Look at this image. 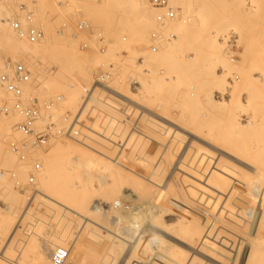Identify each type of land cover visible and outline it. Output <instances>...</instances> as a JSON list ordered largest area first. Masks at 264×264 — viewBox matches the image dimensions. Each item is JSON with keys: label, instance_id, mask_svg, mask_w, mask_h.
<instances>
[{"label": "rangeland", "instance_id": "obj_1", "mask_svg": "<svg viewBox=\"0 0 264 264\" xmlns=\"http://www.w3.org/2000/svg\"><path fill=\"white\" fill-rule=\"evenodd\" d=\"M8 1L0 0V7L3 8L6 5L3 9L18 10L16 12L12 10L13 17L20 15L18 6L26 2L24 5L34 13L35 24L43 29L48 38L50 36L48 33L51 34L52 41L47 38V45H51L47 48L45 45L42 54L33 55L34 57L28 59V66L32 70L33 78L38 81V87L32 92L28 91L27 95L37 99V106L42 117L38 127L52 123L55 130H68V135H56L57 137L52 138L45 148L31 154L32 158L28 155L27 166L12 153L13 149H10V146L6 147L9 142L3 140L1 136L0 142L3 141L1 144L4 150L0 149L2 153L0 156L3 159L0 163L2 173L0 174L3 175L0 177V182L4 180L13 182L18 173L16 169L20 171L22 169L27 173H22V176L19 174L17 181L14 180L15 191L19 192L22 198L26 197L22 199L23 207L17 215L8 213L7 200L0 191V199L3 197L2 201L0 200V254L12 263L27 260L22 257L25 254L29 256L27 264H49L51 255L59 248L70 252L66 264H155V262L156 264H191L190 262L232 264V155H240L239 152H242L239 150L237 153L238 147H232V138L237 139V144L241 141L249 145L250 142L247 131L242 130L241 135L239 134L240 130L233 125L232 116L242 113L240 116L245 119L251 108L248 106L251 102L246 96L255 89L253 94L258 95V90H261L260 93L263 91L264 77L260 74L264 73L263 0H208V2L207 0H185L188 5L182 4V2L185 3L184 0H177V2L170 0V4L177 11V20L174 21L179 19L181 21V16L189 21L183 18L184 21L175 22L178 25L174 27V22L170 21V25L167 24V19L156 18V22H150L151 25H155L153 27L156 30L148 23L147 33L143 30L144 23L141 24L127 13H125L127 16L123 15L124 12L110 6L108 0H63L65 4L61 8L58 5L59 0ZM145 1L142 0L144 6L148 5L145 8L149 11L164 12L153 8L148 0ZM254 1L257 6L260 5V8L252 7ZM209 2L210 7L206 4ZM7 3L15 4L10 7ZM38 3H42L40 7ZM17 4L20 5L17 6ZM211 8L212 10H209ZM189 10L192 12H188ZM116 11L120 13L116 14ZM189 13H192L193 17ZM204 14L205 18H203ZM80 20L85 21L87 26L80 33L79 38L74 40L71 35L76 31V22ZM160 23H165V27ZM64 24L68 25V28L65 29L63 36H59L56 32ZM187 27H189L188 31ZM107 32L109 37L106 36ZM158 32H163L165 37L174 34L176 38L159 45L154 44L151 41V34ZM182 32L184 38H182ZM54 36V39L58 36L68 38L75 44V53L84 63L86 74L88 73L87 79L78 76V68H76L78 72L76 73L73 69L72 71H75L73 73L71 69L60 65L58 58H55L56 53L52 52H56L52 47ZM124 37L127 39L125 42ZM101 41L105 42H102L104 46ZM83 43H88L89 49H82ZM20 45L26 51L31 48L25 46V42ZM187 46L189 49H185ZM7 55L0 47V63L10 58ZM110 64L116 66L113 76L104 83H97V74L100 69L107 68ZM253 69L259 72L254 70L255 72L251 73L253 78H250L252 81L259 79L258 82L255 80L257 83L254 81L252 83L251 80L248 82L243 76L244 73L252 72ZM69 73H71L70 76ZM60 75L64 77L60 79ZM70 79L84 83L87 80L88 84H83V88L75 91L76 87H67L69 83H73ZM234 83L240 92L236 91L237 86L234 90ZM1 90L5 92L2 87ZM71 90L77 93L79 90L82 91L79 92L80 97L75 98L76 101ZM250 90L252 91L248 93ZM75 92L74 94L79 96ZM211 92L212 98H209L208 94ZM232 93L235 98L231 100ZM68 94L73 95L74 103L72 99H66ZM9 98L10 96L6 93L4 96L0 94V103L9 102ZM261 101L259 100L258 103ZM51 102L53 106L48 108L46 105ZM66 102H72L69 104L72 107L67 106ZM234 111L236 115L232 113ZM1 120H4V123L7 120L9 124H14L16 122L12 121L17 120L16 125L19 126L24 118L21 114L13 112L10 115L0 114V122H3ZM75 130L78 134L73 136ZM234 133L242 138L235 137L232 135ZM245 134L248 136L247 139H245L246 136L243 137ZM58 139L64 142L65 147H70L74 156L80 154L78 155L80 158L76 156V164L80 162L78 167L74 165L75 157L68 156V149V152L64 153L67 155L65 158L72 156L69 161L73 159V163L69 161L68 163L73 164L74 170H80L78 174L72 170L71 173L75 172V175L79 177L75 176V179L73 177L71 184L70 178L65 179L70 185L68 187L73 188L80 182L83 185L86 183L83 189L89 186L87 190L85 189L86 191H81L82 189L75 191V187L74 191L67 188L71 191V196H76L70 198L67 195L66 197L69 198L67 201H73L72 204H76L75 201H77L79 208L83 209L82 212L75 210L74 204L72 215L68 210L61 211L57 207L59 199L56 196L57 193L55 194L56 191L51 195V192L46 193V190H43L44 187L38 185V171L33 173L35 183H29L34 169L33 164L39 162L37 154L42 152V154H48L54 141ZM65 139L69 142V146L65 144ZM19 140L23 139L20 138L17 141ZM28 141L29 138L26 137L25 143ZM237 144L235 142V146ZM248 145L244 146L248 148ZM241 148L240 146L239 149ZM5 153L8 155L6 157L12 156L11 163L7 161V158L4 159ZM242 153L245 154L244 149ZM66 159L65 164H68ZM3 162H7L9 168L7 163ZM191 162H195L193 166L190 165ZM2 163L7 167H1ZM29 165L31 169L28 170ZM71 173L65 176H71ZM23 182L28 183V188L32 190V193H28L29 198L24 190L26 183L24 186ZM19 186L22 190L18 188ZM40 186L41 190H39ZM33 190L39 191L33 193ZM173 194L180 202H177V197ZM161 195H166V200L176 203H173L178 207L177 211V207L174 208L173 205L176 209L175 216L161 217L157 212L154 213L155 217L158 216L155 218L157 220L149 224L138 220L132 213L131 215L127 213L129 209L132 210V207H138L142 199L161 203L165 199ZM180 212L185 215L182 216ZM193 214L197 216V219L193 218ZM181 216L185 217V221L181 220L185 226L178 222ZM199 217L200 221H198ZM124 220H127L124 222L126 226L122 225ZM186 220L190 224L186 223ZM63 225L66 226L67 231L64 230ZM182 225L185 228L193 225V229L196 225V230L202 228L199 231L202 237L197 234L200 237L197 238L192 228H186L189 232L185 228L181 229L182 227L179 229ZM188 235L192 236V240H189ZM153 237H161L165 244L176 248L175 252L180 254L186 252L187 257L182 254L180 257L184 258L181 260L176 257V255L179 256L176 253L173 258L170 256L164 258L166 263L163 261L162 263L158 262L152 253L151 260L154 262L150 260L151 263H147L140 259L138 250L144 246H151L149 244ZM177 240L182 241L183 245ZM212 246L217 248V251ZM178 248H182L183 251ZM130 249L135 251V254ZM27 250H30L28 254L25 253ZM200 250H202V256H198ZM205 250L209 253L213 251L210 255L205 253ZM31 251H34L32 253L38 251L39 254L36 252L33 257ZM125 255H131L132 258L129 256L127 259ZM134 257H138L139 260Z\"/></svg>", "mask_w": 264, "mask_h": 264}, {"label": "bare ground", "instance_id": "obj_2", "mask_svg": "<svg viewBox=\"0 0 264 264\" xmlns=\"http://www.w3.org/2000/svg\"><path fill=\"white\" fill-rule=\"evenodd\" d=\"M8 1V0H7ZM15 1V0H14ZM18 1V0H17ZM24 1H26V0H24ZM35 1V0H34ZM41 1V0H40ZM109 1V5L110 6H112V7H114L115 9H117V10H120V12L122 11V13L124 12V14L123 15H126L125 13H127V14H129V15H131L132 17H134L135 19H136V21H138V22H140L141 24L142 23H144V27H143V30L144 31H146V30H149L148 28L146 29V25H148V23H149V26L151 25L150 24V22L151 23H154V22H156V18H160V19H162V18H164V19H166V15L165 14H163V13H161V12H157L156 10H155V12H152V11H154V10H148L147 8H145L146 6H148V5H146V6H144V4H143V2H142V0H108ZM170 1V0H169ZM173 1H175V2H177V0H171V2H173ZM185 1V0H184ZM202 1V0H201ZM204 1H206V0H204ZM213 1V0H212ZM9 2V1H8ZM32 2V1H31ZM36 2H39V0H36ZM43 2V1H42ZM45 2H47L46 0H45ZM144 2H146L145 0H144ZM206 2H208V0L206 1ZM263 2H264V0H263ZM17 3V2H16ZM24 3H26V2H24ZM24 3L23 4H21V5H24ZM50 3V2H49ZM48 3V4H49ZM72 5H73V3L72 2H70ZM148 3V2H147ZM213 3V2H212ZM5 4V3H4ZM7 4H9V3H7ZM15 4V3H14ZM14 4H11V5H14ZM38 4H40V3H38ZM42 4V3H41ZM41 4L38 6V7H40L41 6ZM46 4V3H45ZM65 4V3H64ZM182 4H186V1H185V3H183L182 2ZM206 4H208V6L210 7V2L209 3H206ZM258 4H260V3H258ZM263 5H264V3H262ZM10 5V4H9ZM9 5H7V6H9ZM11 5H10V7H11ZM18 5H20V4H17V6ZM47 5V4H46ZM74 5H76V4H74ZM150 5V4H149ZM186 5H188V3L186 4ZM200 5V4H199ZM212 5V4H211ZM32 6V5H31ZM51 6H53V4L51 5ZM119 6H121V7H119ZM260 5H258L257 6V4H256V2L254 1L253 3H252V7H254V8H258ZM262 6V5H261ZM4 7H6V5L5 6H3V8ZM19 7V6H18ZM17 7V8H18ZM34 7V6H33ZM36 7V6H35ZM46 7V6H45ZM44 7V8H45ZM74 7V6H73ZM213 7V6H212ZM2 8V6L0 7V47L2 48V50L5 52V53H7L8 55H7V57H10L9 59H4V61H2L1 63H0V73L1 72H3V71H5L4 70V68H5V66H6V64L8 63V62H20V61H24L26 64H28V59H30L29 57H34L33 55H38V54H42V49H44L43 47H45V45H47V35H46V37H45V39L46 40H44L41 44H39V45H37V46H34V47H31L30 45H28L27 43H26V41H24V40H22V39H20L11 29H10V27H9V24H8V20L9 19H12V18H14L13 16H12V10H14V9H3ZM16 8V9H17ZM61 8V7H60ZM76 8V7H75ZM150 8V7H149ZM193 8V7H192ZM215 8V7H214ZM260 8V7H259ZM58 9V8H57ZM78 9V8H77ZM111 9H113V8H111ZM36 10V9H35ZM209 10H212V8L211 9H209ZM214 10V9H213ZM16 11H18V10H14L13 12H16ZM160 11H162V10H160ZM192 12V10H189L188 12ZM197 11V10H196ZM215 11V10H214ZM53 12V11H52ZM117 12H118V14L120 13L119 11H116V14H117ZM200 11H198V13H199ZM213 12V11H212ZM264 12V11H263ZM35 13H36V11H35ZM96 13V12H95ZM121 13V14H122ZM228 13V12H227ZM16 14V13H15ZM46 14V13H45ZM190 14V13H189ZM188 14V15H189ZM192 14V13H191ZM190 14V15H191ZM197 16H198V14H197V12L195 13ZM200 14V13H199ZM202 14H203V12H202ZM201 14V15H202ZM54 15V14H53ZM184 15H186V14H184ZM188 15H186V16H188ZM189 15V16H190ZM37 16H38V13H37ZM49 16H50V13H49ZM127 16V15H126ZM192 16V15H191ZM217 16V15H216ZM229 16H231V15H229ZM36 17V16H35ZM52 17V16H51ZM130 17V16H129ZM193 17V16H192ZM199 17H200V15H199ZM224 17V16H223ZM223 17H222V19H223ZM49 18V17H48ZM181 18H182V20L180 21V19H179V21H171V22H174L173 24H174V27H176V25H178V23H175V22H182V21H186V20H188L186 17H183V16H181ZM183 18H185L184 20H183ZM198 18V17H197ZM203 18H205V14H204V16H203ZM202 17H201V19H203ZM209 18V17H208ZM233 18H235V19H238V18H236V17H233ZM130 19H131V21H132V18L130 17ZM193 19H195V18H193ZM49 20V19H48ZM174 20H177V19H174ZM206 20V19H205ZM159 21V20H158ZM189 21V20H188ZM191 22H193V20H190ZM133 22V21H132ZM166 22V21H165ZM170 21H167V24L169 23ZM170 22V23H171ZM140 23L138 24V25H140ZM169 23V24H170ZM194 23V22H193ZM193 23H191V24H193ZM158 24V23H157ZM160 24H162V23H160ZM187 24V23H186ZM171 25V24H170ZM187 25H189V24H187ZM153 26H155V25H151V27L153 28V29H155ZM161 26V25H160ZM190 26H193V25H190ZM189 26V27H190ZM171 27H173V26H171ZM189 27H187V31H188V28ZM52 29L54 28V27H51ZM145 28V29H144ZM152 28H150V29H152ZM157 28V27H156ZM168 28V27H167ZM48 30L50 31V29L48 28ZM156 30V29H155ZM180 30H182V29H180ZM186 30V29H185ZM184 30V31H185ZM55 31V30H54ZM187 31H185V32H187ZM148 31H146V33H147ZM57 33V32H56ZM100 33H103V32H101L100 31ZM106 33V32H105ZM104 34V33H103ZM175 34H178V33H175ZM187 34V33H186ZM50 35V36H49ZM106 35V34H105ZM181 35V34H180ZM188 35V34H187ZM48 36H49V38L51 37V34H49L48 33ZM103 36V35H102ZM106 36H108V32H107V35ZM103 37H105V36H103ZM109 37V36H108ZM107 37V38H108ZM181 37V36H180ZM186 37V36H185ZM48 38V39H49ZM55 38V36L53 37V44H52V47H53V49L54 50H56V52L55 51H52V52H54V53H56V57L55 58H58V62L60 63V65L63 67L64 66V68H68V69H71V71L73 70V69H75V71H76V73L79 71V74H78V76H81L83 79L84 78H88V73L86 74V71H85V66H84V63L78 58L79 56H78V54H76L75 53V49H74V43L71 41V40H69L68 38H59V36H58V38L56 37V39H54ZM124 38H126V37H124ZM123 38V39H124ZM182 38H184V34H183V32H182ZM52 38H50V40H51ZM225 39V38H224ZM227 39V38H226ZM127 40V39H126ZM178 40V39H177ZM188 40V39H187ZM49 41V40H48ZM52 41V40H51ZM71 41V42H70ZM182 41V40H181ZM224 41V40H223ZM24 42L26 43V45L25 46H30L31 48L30 49H28L27 51L24 49V48H22L21 47V45L20 44H24ZM107 42V41H106ZM188 42V41H187ZM225 42V41H224ZM49 43V42H48ZM102 43V42H101ZM103 43H105V42H103ZM102 43V44H103ZM181 43H183V41L181 42ZM188 43H190V42H188ZM223 43V42H222ZM48 45H51V44H48ZM48 45L46 46V48L48 47ZM189 45V44H188ZM103 46H104V44H103ZM49 48H51V47H49ZM221 48H223V47H221ZM185 49H189L188 48V46L185 48ZM222 50V49H221ZM220 50V51H221ZM246 50V49H245ZM49 51V50H48ZM247 51V50H246ZM81 53V52H80ZM24 57V58H23ZM26 57V58H25ZM37 60V59H36ZM35 61V60H34ZM36 62V61H35ZM38 63V62H37ZM61 67V68H62ZM40 68V67H39ZM59 68V67H58ZM63 68V69H64ZM76 68H78L79 70L77 71L76 70ZM60 69V68H59ZM255 69H253L252 70V72H247V73H244L243 74V76H244V79L245 80H247L248 82H250V80H251V82L252 83H254V82H256L255 80H257V78L256 79H253V81H252V79L250 78V77H252L253 78V76H252V74L251 73H253V72H255V71H257V70H255ZM258 70H260V69H258ZM66 71H68V70H66ZM75 71H72L73 73L75 72ZM42 72V71H41ZM257 72H259V71H257ZM260 72H263L262 70H260ZM36 73H38V72H36ZM63 74H65V75H67L66 74V72L64 73L63 72ZM70 74L71 73H69V76H70ZM260 74H262L263 75V77H264V73H260ZM259 75V74H258ZM261 75V76H262ZM260 76V75H259ZM260 76V77H261ZM60 77V79H62V77H64L63 75H60L59 76ZM41 78V77H40ZM71 78H73V77H71ZM85 79V80H86ZM44 80V79H43ZM259 80V79H258ZM258 80H257V82H258ZM51 81V80H50ZM70 81L72 82L73 81V83H69L68 84V86L67 87H69V88H75V91H77V89H81V87L83 88V84H85V83H87L88 84V81L86 82L85 81V83L83 82V81H80V80H78V81H75V80H72V79H70ZM241 81V80H240ZM260 81V80H259ZM233 82H234V79H233ZM256 82V83H257ZM50 83H53V82H50ZM241 83V82H240ZM239 84V83H238ZM240 85V84H239ZM65 86V85H64ZM87 86V85H86ZM233 86V85H232ZM236 83H234V90H236L235 88H236ZM68 88V89H69ZM3 89V88H2ZM29 89V90H28ZM4 90V89H3ZM233 90V91H234ZM256 90V89H255ZM254 90V91H255ZM258 90V89H257ZM27 93H28V91L29 92H32V91H34V89H32L31 87H29V86H27L26 87V90H25ZM71 91H73L72 93H73V95H75V97H74V101H76L75 100V98H77V97H80V93L79 92H82L81 90H79V92L77 93V92H75L74 90H71ZM70 91V92H71ZM218 91V90H217ZM221 91V90H220ZM236 91H239L240 92V90H239V88H238V86H237V90ZM252 90H250V91H248V93H250ZM253 91V92H254ZM259 91V92H258ZM257 92H258V95L259 94H261L260 96H261V98H260V96H258L256 93H254L253 94V92H251L248 96H246L248 99H249V101L252 103H249L248 104V106H250L249 108H250V111H249V113L247 114V116H246V118L244 119H242L241 118V116H240V114H242V113H238L239 115H236L237 113H235V111H236V109H235V111L234 112H232V113H235L234 115H236V116H232V122H233V125L236 127V129L237 130H240V133H239V131H238V133L241 135V133H242V130H244V131H247V134H249L250 135V137L248 138V136H247V134H245V135H243V137H245V139H249L250 140V142H249V145L248 144H245V143H242L239 139V141L240 142H238V143H240V144H237V139L236 138H232V147H238V151H237V153L239 152V150L240 151H242L243 152V149H244V151H245V154L244 153H240L239 152V154L240 155H232V264H264V87H263V91H262V93H260L261 92V90H258ZM53 93H54V91H52ZM59 92V91H58ZM66 92V91H65ZM74 92L75 93H77V94H79V96L77 95L76 96V94H74ZM231 92H232V89H231ZM246 92V91H245ZM5 93L6 92H4V91H2L1 90V87H0V94H2L3 96L5 95ZM69 93V92H68ZM71 93V94H72ZM219 93V92H218ZM225 93V92H224ZM235 93V92H234ZM7 94V93H6ZM55 94H57V93H55ZM64 94V93H63ZM242 94V93H241ZM246 94H247V92H246ZM8 95V94H7ZM72 95V96H73ZM209 96V98L211 97L212 98V92H211V94H208ZM72 96H69V94H68V97L66 98V99H72ZM82 96V95H81ZM85 97H86V95H84ZM88 96V98H89V95H87ZM205 96H207V95H205ZM66 97V96H65ZM84 97V98H85ZM228 97V96H227ZM87 98V97H86ZM226 98V97H225ZM233 98H235V95L232 93V98H230L231 100L233 99ZM260 98V99H259ZM59 99H61V98H59ZM64 99V97L62 96V100ZM78 99V98H77ZM238 99H240L239 97H238ZM238 99H237V101H238ZM244 99H245V97H244ZM247 99V100H248ZM209 100V99H208ZM229 100V99H228ZM259 100H262L260 103H258L259 102ZM61 101V100H60ZM71 101H73V99L71 100ZM74 101H73V103H74ZM213 101H214V99H213ZM225 101V100H224ZM62 102V101H61ZM210 102H212V100L210 101ZM226 102V101H225ZM230 102V101H229ZM239 102H240V100H239ZM238 102V103H239ZM70 103H72V102H69V103H67L66 102V104H67V106L70 104ZM219 103V102H218ZM221 103V102H220ZM224 103V102H223ZM237 103V102H236ZM65 104V105H66ZM211 104V103H210ZM216 104V103H215ZM242 104V103H241ZM251 104V105H250ZM70 107H72V105H69ZM85 106H88V105H85ZM89 107V106H88ZM86 108L87 110H89V108ZM243 107V106H242ZM91 108V107H90ZM247 110H249L247 107H245ZM244 108V109H245ZM240 109H241V107H240ZM243 109V110H244ZM91 111H92V109H90ZM238 110V109H237ZM75 111V110H74ZM74 111H72L73 113H74ZM243 112H245V111H243ZM77 114V113H76ZM83 115H84V113H82ZM75 115V114H74ZM86 115V114H85ZM84 115V116H85ZM15 116V115H14ZM17 116V115H16ZM17 117H19V116H17ZM12 119V118H11ZM15 119H16V117H15ZM14 119V120H15ZM42 119V118H41ZM78 119V118H77ZM80 120V119H79ZM1 121H3V122H0V139L2 140V138H3V140H8V142L7 141H5L6 143H8L7 144V146L6 147H8V146H10L11 148L10 149H13L14 147H17L20 143L21 144H23V143H25V138H26V136L19 130V128H18V126L16 125V123L18 122L17 120L16 121H12L13 123L14 122H16V123H14V124H9L8 122H7V120H5L6 122L4 123V120H1ZM65 123H67L66 121H64ZM76 123H77V121H76ZM71 124V123H70ZM75 124V123H74ZM82 124H84V123H82ZM76 125V124H75ZM77 126V125H76ZM74 127V126H73ZM166 128V127H165ZM72 130H74V128L72 129ZM76 131V130H75ZM72 133V132H71ZM74 133V134H73ZM72 134H73V136L75 135V134H78L77 133V131L76 132H73ZM237 133V132H236ZM71 134V135H72ZM238 134V135H239ZM232 135H235V133L234 134H232ZM238 135H235V137H238ZM1 136H2V138H1ZM57 137V136H56ZM23 139V140H19V141H17L18 139ZM238 138H242V136L241 137H238ZM17 139V140H16ZM236 140L235 142H236V144L238 145H236L235 146V142L233 141V140ZM62 140V139H61ZM67 139H65V144H68V146H69V142H67L66 141ZM243 140V139H242ZM63 141H64V139H63ZM244 141V140H243ZM3 142V141H2ZM2 142H0V149L2 148ZM23 142V143H22ZM51 142V141H50ZM53 142V141H52ZM245 142V141H244ZM64 142H61L59 139L58 140H56V142L54 141V144L51 146L52 147V149H50V151H49V153L48 154H42V153H36L37 154V157H38V160H39V162H38V164H39V166H40V169L38 170V178H39V183H38V185H41V186H43L42 188H43V190H46V193H50L51 195H52V193L53 192H55V194H56V196H57V198L59 199V201H57V207L61 210V211H66V210H68L69 212H71V215H72V210H73V208H74V204H72L73 203V201L71 202V201H67V199L69 200V198H67L66 196L67 195H69L68 197H70V198H74V197H76V196H71V191H69L68 189H71L72 191H74V189H75V191H76V189L77 190H79L80 191V189H82L81 191H83V190H87V188L89 187L88 185V187L86 188V187H84L85 189H83V186H86L85 184L86 183H84V185L82 184V182H80L79 183V185L77 184L76 186H73V188H69L68 186H70V185H68L67 183H68V180L66 181L65 179L66 178H70V184H71V179H73V177H74V179H75V176H76V178H78L79 176H77V175H75L76 173L78 174L79 172L78 171H80L79 169L77 170V169H75L74 170V168H73V164L72 165H70L69 163H68V161H69V159L73 156V158H74V160L72 159L71 161H69L70 163H73L72 161H74V165L76 164V159H77V157H79L80 156V154H75L76 156H74L73 155V152L71 153V149H70V147H65V145L63 144ZM242 144H244L245 146L246 145H248V148L247 147H245L244 145L242 146ZM5 145V144H4ZM19 146H21V145H19ZM240 146L243 148H241V149H239L240 148ZM72 148H73V146H71ZM9 148V147H8ZM66 148V149H65ZM248 150H247V149ZM3 149V148H2ZM1 149V150H2ZM67 149H68V151H69V153H68V156L69 155H72V156H70V158L69 157H66L65 158V156H67L66 154H64L65 153V151L66 152H68L67 151ZM4 150V149H3ZM9 149H7V151H8ZM71 150V151H70ZM247 150V151H246ZM40 151V150H39ZM39 151H37V152H39ZM73 151L75 152V153H77L74 149H73ZM10 151H8V153H9ZM4 153V152H3ZM7 153V152H6ZM5 153V154H6ZM0 154L2 155V153L0 152ZM4 154V155H5ZM3 155V156H4ZM79 155V156H78ZM2 156V157H3ZM6 156H8L7 154L4 156V159H8L7 161H10V157H12V156H9V157H6ZM35 156V155H34ZM33 156L31 155V158H32ZM36 157V156H35ZM34 157V158H35ZM36 157V158H37ZM80 158V157H79ZM78 158V159H79ZM65 159H66V161H67V163L68 164H65ZM82 159V158H81ZM80 159V160H81ZM1 160L3 161V159H1V156H0V163H1ZM12 160V159H11ZM194 160V159H193ZM6 161V160H5ZM35 161V160H34ZM34 161H32V162H34ZM37 161V160H36ZM79 161V160H78ZM196 161V160H195ZM30 162V161H29ZM201 162V161H200ZM4 164H6L7 162H3ZM2 163V164H3ZM10 163H11V161H10ZM31 163V162H30ZM78 163V162H77ZM193 163H195V162H191L190 163V165L192 164V166H193ZM202 163V162H201ZM1 164V167L2 166H4V167H7L8 166V163H7V166L6 165H2ZM34 164H35V162H34ZM34 164H33V166H34ZM79 165H80V162L78 163ZM78 164H76L78 167H79V165ZM27 166V165H26ZM30 166V167H29ZM28 167H27V169L29 170V169H31V165H29ZM72 166V167H71ZM3 167V168H4ZM2 168V169H3ZM8 168H9V166H8ZM34 168V167H33ZM15 170V169H14ZM13 170V171H14ZM27 170V171H28ZM72 170L73 171H75V172H73V173H71L72 172ZM23 171V172H22ZM16 172H18L16 175H15V179L14 180H16V179H18V176H22V173H27L26 171L24 172V170H22L21 169V171H20V169H16ZM40 173V174H39ZM65 173V174H64ZM69 173H71V176H68V177H66L65 175H68ZM20 174V175H19ZM65 177H64V176ZM70 175V174H69ZM0 177H3V175H1L0 174ZM37 178V179H38ZM2 179V178H1ZM14 180H13V182L11 181V182H8L7 180L5 181H3L2 183L0 182V191H1V193H2V196L4 197V199L5 200H7V202H6V204H7V206H6V209L9 211L8 213L10 214V215H17L19 212H21L20 211V209L23 207V203H24V199L26 198H22L23 196L19 193V192H17V191H15V182H14ZM1 181V180H0ZM17 181V180H16ZM208 181V180H207ZM24 183V182H23ZM26 183V182H25ZM25 183H24V186H25ZM76 183V182H75ZM78 183V182H77ZM28 183H26V187H24V190L26 191V194H28V193H32V190H30L28 187V185H27ZM212 184V183H211ZM215 184V183H214ZM213 184V185H214ZM93 185V184H92ZM212 185V186H213ZM21 186V185H20ZM20 186L18 187L20 190H22L21 188H22V186H21V188H20ZM41 186L39 187L40 189L39 190H41ZM91 187V186H90ZM38 188V187H37ZM46 188V189H45ZM68 188V189H67ZM39 190H36V191H34L33 190V193L35 192V193H38V191ZM85 190V191H86ZM79 191H78V193H79ZM22 192V191H21ZM76 193V192H75ZM75 193H73V194H75ZM22 194H24V193H22ZM54 194V195H55ZM165 194V193H164ZM31 195V194H30ZM78 195V194H77ZM166 195H167V193H166ZM165 195V196H166ZM174 196H176L175 194H173ZM27 196V198H29L28 196H29V194L28 195H26ZM65 196V197H64ZM162 196V195H161ZM161 196H159V197H161ZM164 196V195H163ZM162 196V197H163ZM164 196V197H165ZM2 197V198H3ZM64 197V198H63ZM158 197V196H157ZM156 197V198H157ZM161 197V198H162ZM177 197V196H176ZM1 198V199H2ZM37 197H35V199H36ZM66 198V199H65ZM173 198V197H172ZM0 199V200H1ZM23 199V200H22ZM148 199V198H147ZM162 199H164V198H162ZM174 199V198H173ZM176 199V198H175ZM4 200V201H5ZM28 200V199H27ZM74 200V199H73ZM159 200V199H158ZM177 200H178V197H177ZM2 201V200H1ZM75 201V200H74ZM143 203L144 202H146V203H144V204H140V203H142V202H140L139 203V205H138V207H135V208H133L132 207V210L130 211V209H129V212L127 211V213L129 214V215H131V213L135 216V218H137L138 220H141V221H143V222H146V223H154V221H156L157 219H155L156 217H158L159 215L161 216V217H169L170 215H174L175 213H174V210H176V209H174V208H176L177 206H175V202H171L170 200L168 201V200H166V197H165V199L164 200H162L161 201V203H159V202H154V203H152V202H150V201H144V199H142L141 200ZM151 201H154V200H151ZM69 202V203H68ZM76 202V208H74L75 210L77 209V210H81V208H79V203L77 202V201H75ZM177 202H180V200H178ZM227 202H229V201H227ZM226 202V203H227ZM173 203H175V204H173ZM173 205H174V208H173ZM179 206H180V204H178ZM225 205H227V204H225ZM72 206H73V208H72ZM134 206V205H133ZM183 206V205H182ZM227 207H230V206H227ZM30 208V207H29ZM131 208V207H130ZM182 208V207H181ZM218 208H219V206H218ZM215 210H216V208H214ZM213 209V210H214ZM230 209H228V211H229ZM83 211V209L81 210V211H79V212H82ZM177 211H178V207H177ZM179 211H181L180 210V208H179ZM158 212V213H157ZM215 212V211H214ZM213 212V213H214ZM29 213V212H28ZM43 213V212H42ZM154 213L156 214H158V216H156L155 217V215H154ZM181 213V215H182V212H180ZM176 214H179L178 212H176ZM192 214V213H191ZM132 215V216H133ZM183 215H185V214H183ZM182 215V216H183ZM27 216V215H26ZM175 216V215H174ZM179 216V215H178ZM181 216V218H180V220L178 219V222H180V223H182L181 222V220H183V221H185V217H182ZM193 216H194V214H193ZM180 217V216H179ZM191 217V216H190ZM197 216H194L193 218H196ZM184 218V219H183ZM31 219V218H30ZM197 219V218H196ZM159 220V219H158ZM160 220H162V221H165V219L163 220V219H161L160 218ZM201 219H200V217H199V219H198V221H200ZM127 220H124L123 221V224L122 225H125L126 223H124V222H126ZM206 221V220H205ZM160 222V221H159ZM71 223V222H70ZM161 223V222H160ZM159 223V224H160ZM179 223V225H181ZM185 223V222H184ZM186 223H188V224H190L189 223V221L187 222V220H186ZM206 223H208V222H206ZM209 223H210V221H209ZM183 224V223H182ZM67 225V224H66ZM164 225V224H163ZM184 226H185V224H183ZM179 226V229H180V227H182L181 229H183V228H185L184 226ZM64 226V225H63ZM126 226V225H125ZM165 226H167V225H165ZM187 226V225H186ZM189 226V225H188ZM187 226V227H188ZM195 227H194V229H193V225L191 226L190 225V228L189 229H191L192 228V230H193V233L195 234V232H196V235L197 234H199L200 235V237H202V234L201 233H199V231L202 229H200V230H196V225H194ZM65 227L66 226H64V230H66L65 229ZM186 227V228H187ZM215 227V226H214ZM21 228V227H20ZM60 228V227H59ZM123 228H125V227H123ZM185 228V229H186ZM189 229L187 230L186 229V231H188L189 232ZM213 229H215V228H213ZM17 230H19V228L17 229ZM16 230V231H17ZM22 230V229H21ZM195 230V231H194ZM67 231V230H66ZM18 232V231H17ZM157 232V231H156ZM187 232V233H188ZM61 233V232H60ZM192 233V232H191ZM210 233H212V232H210ZM194 234H193V237H194ZM192 235V234H191ZM195 235V237H197V238H200L199 237V235H197L196 236ZM211 235V234H210ZM64 236V235H63ZM185 235H183V237H184ZM189 237H190V235H188ZM209 236V235H208ZM212 236V235H211ZM186 237V236H185ZM192 237V236H191ZM191 237H190V239L189 240H192L191 239ZM161 238V237H160ZM160 238H156V237H153L151 240H150V244L149 245H151V246H149V247H146V246H144V247H142V248H140L139 247V245H138V247L140 248L138 251H139V253H140V255H138L137 253V255L138 256H140L141 258L140 259H143V260H145V261H147V263H151V261L152 262H154V260H151V259H153V258H151V256H152V253H154V256L156 257V260L158 261V262H165L166 263V258L168 257V256H170L171 258H173V256H174V254H176V253H178L177 251L175 252V250H176V248L175 247H173V245H167V244H165L164 242H163V240L162 239H160ZM210 238V237H209ZM64 239V238H63ZM70 239V238H69ZM145 239V238H144ZM186 239H187V237H186ZM206 239V238H205ZM188 240V239H187ZM194 240V239H193ZM214 240H216V238L214 239ZM141 241V240H140ZM139 241V242H140ZM178 241H180V240H177V242ZM184 241H186L185 240V238H184ZM196 241V240H195ZM203 241H205V240H203ZM203 241H201V243L203 244ZM182 241H180V243H181ZM115 243V242H114ZM141 243V242H140ZM152 243V244H151ZM179 243V242H178ZM201 243H199L200 245H201ZM118 244V243H117ZM116 244V245H117ZM182 244V243H181ZM198 244V243H197ZM210 244V243H209ZM142 245V244H141ZM183 245V244H182ZM188 245V244H187ZM194 245V244H193ZM33 246V245H32ZM35 246V245H34ZM36 246H38V245H36ZM119 246V245H118ZM195 246V245H194ZM211 245H209V247H210ZM113 247H115V246H113ZM209 247H208V249H209ZM214 246H212V248H213ZM217 247V246H216ZM38 249V248H37ZM36 249V250H37ZM179 250H182V248H178ZM177 249V250H178ZM214 249L217 251V248H215L214 247ZM213 249V250H214ZM221 250H222V248H220ZM32 250V249H31ZM33 250H35V249H33ZM116 250H118L119 251V249H116ZM136 250V251H137ZM207 250V249H206ZM205 250V253H207V254H212V251L213 250H211L210 251V253L208 252V251H206ZM224 250V249H223ZM28 251H30V250H27L25 253L26 254H28ZM121 251V250H120ZM130 251L133 253V254H135V251L133 252V250H131L130 249ZM137 251V252H138ZM183 251V250H182ZM32 252H34V251H31L30 253H31V255L33 256L36 252L38 253V251H35V253H32ZM124 252H125V250H124ZM201 252H202V250H200L199 252H198V256H202V254H201ZM30 253H29V255H30ZM126 253V252H125ZM182 253V252H181ZM186 253V252H185ZM184 252L182 253L183 254V256L184 257H187L186 256V254H185ZM39 254V253H38ZM122 255H123V253H121ZM179 254V256H177L176 255V257H179V258H181V260L184 258H182V257H180V255L182 256V254H180V253H178ZM210 254V255H211ZM224 254V253H223ZM132 255V254H131ZM131 255H125V256H127V259H128V257L130 256V258H132L131 257ZM136 256V255H135ZM197 256V257H198ZM22 257H23V259L25 258V259H29V256H27V255H25V254H23L22 255ZM34 257V256H33ZM36 257V256H35ZM175 257V256H174ZM123 258H124V256H123ZM134 258H136V259H138V257H134ZM165 258V259H164ZM178 258V259H179ZM186 259V258H185ZM198 259V258H197ZM27 260H22V262H10L11 260H8L6 257H4V255H2V254H0V264H27L29 261H27ZM139 260V259H138ZM142 260V261H143ZM148 260H149V262H148ZM151 260V261H150ZM165 260V261H164ZM180 260V261H181ZM189 260V259H188ZM129 261V260H128ZM168 261V260H167ZM144 262V261H143ZM162 262V263H163ZM223 262V261H222ZM191 264H193L192 262H190ZM151 264H154V263H151ZM155 264H156V262H155ZM167 264V263H166ZM211 264H217L216 262H211Z\"/></svg>", "mask_w": 264, "mask_h": 264}, {"label": "built area", "instance_id": "obj_3", "mask_svg": "<svg viewBox=\"0 0 264 264\" xmlns=\"http://www.w3.org/2000/svg\"><path fill=\"white\" fill-rule=\"evenodd\" d=\"M149 4L156 9L164 11L167 21H174L176 19V8L172 6L169 0H148ZM60 7L64 6L63 0L58 1ZM20 15L15 16L8 20L10 29L22 40L26 41L31 47L41 44L45 40V32L42 28L35 24L34 13L29 10L26 5L19 6ZM165 27V23H162ZM87 23L83 20L77 21L75 24L76 31L71 37L76 40L79 38L80 33L86 28ZM68 25L64 24L58 31L59 36L64 35L65 29ZM174 34L165 37L163 32L152 33L151 41L154 44H162L167 41L175 39ZM126 41V38L123 39ZM103 42V41H101ZM82 49H89L88 43L82 44ZM116 66L110 64L107 68L100 69L97 74L96 82L101 84L106 80H109L114 72ZM5 71L0 73V87L10 96L9 102L0 103V114L10 115L13 112L21 114L24 120L19 124V130L29 138V141L24 145L14 147L12 153L15 154L18 159L28 165V155L35 153L37 150L45 148L49 141L56 137V135H68V130H55V126L52 123L44 127H38V122L41 120L40 109L37 106V99L33 96H28L26 87L29 86L32 89L38 87L37 79L33 78L32 70L28 64L24 61L20 62H8L4 68ZM48 108L53 106V103L46 105ZM26 162V163H25ZM40 166L38 162L34 164L32 175H30L29 183H35L34 172L38 171ZM1 173V172H0ZM2 174V173H1ZM69 250L59 248L51 255L49 264H66L69 258Z\"/></svg>", "mask_w": 264, "mask_h": 264}]
</instances>
